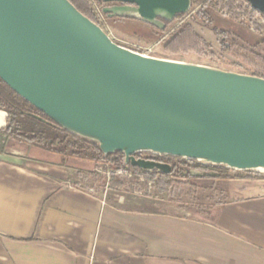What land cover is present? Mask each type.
Masks as SVG:
<instances>
[{
	"label": "water",
	"instance_id": "1",
	"mask_svg": "<svg viewBox=\"0 0 264 264\" xmlns=\"http://www.w3.org/2000/svg\"><path fill=\"white\" fill-rule=\"evenodd\" d=\"M245 1L264 18V0ZM101 2L108 17L134 16L159 29L191 6ZM0 79L54 125L103 154L122 153L124 164L171 171L133 158L147 152L264 173V78L139 53L69 0H0Z\"/></svg>",
	"mask_w": 264,
	"mask_h": 264
},
{
	"label": "crops",
	"instance_id": "2",
	"mask_svg": "<svg viewBox=\"0 0 264 264\" xmlns=\"http://www.w3.org/2000/svg\"><path fill=\"white\" fill-rule=\"evenodd\" d=\"M7 138L18 147L0 150V264H264V177H206L221 200L202 212L112 199L85 176L93 162Z\"/></svg>",
	"mask_w": 264,
	"mask_h": 264
},
{
	"label": "trees",
	"instance_id": "3",
	"mask_svg": "<svg viewBox=\"0 0 264 264\" xmlns=\"http://www.w3.org/2000/svg\"><path fill=\"white\" fill-rule=\"evenodd\" d=\"M69 1L85 16L102 27L92 8L91 0ZM97 2L100 3L101 0H97ZM195 3H201L200 9L195 15L212 30L216 40H218L221 45V49L230 56L234 65L245 70L249 74L264 78V29L262 30V36L250 46L244 45L235 39L227 41L224 31L212 24L211 18L204 9L206 7H212L218 9L220 12H225L230 18L238 20L239 15L236 7L232 5V2L224 0H191V4ZM247 10L248 13H255L252 9L247 8ZM183 16L184 14L177 15L175 19ZM106 17L123 23L137 21L149 28H156L153 25L144 23L134 16L108 17L106 15ZM171 22H168L163 29H156L163 31ZM256 30L260 31V28L256 27ZM211 47V44L199 35L188 21L183 22L162 44V49L172 55L194 53L200 57L214 59L215 54ZM0 110L7 113L6 124L0 130L16 141L47 148L52 152L60 154L62 157L85 159L93 162L95 165L101 162L107 163L115 169L126 170L134 176L143 177L146 180L158 178L166 183H170L172 181V176L180 174L185 169L203 170L206 172V174L203 175L204 177L213 178L264 177V173L262 172L234 171L220 165L201 164L196 160H187L168 155H164V157H166L165 162H168L171 167L169 173H164L159 170L148 171L140 167L135 168L129 163V165L126 166L122 153L114 152L103 154L97 143L73 135L54 125L44 114L16 94L1 79ZM171 160H173V162H169ZM230 171L233 173L230 174ZM90 174H92V172L85 174V176ZM186 176L190 175L186 174ZM197 208L201 212L204 211L200 206H197Z\"/></svg>",
	"mask_w": 264,
	"mask_h": 264
},
{
	"label": "rangeland",
	"instance_id": "4",
	"mask_svg": "<svg viewBox=\"0 0 264 264\" xmlns=\"http://www.w3.org/2000/svg\"><path fill=\"white\" fill-rule=\"evenodd\" d=\"M224 1H231L232 5L236 7L239 15L238 20L232 19L226 15L225 12H220L218 9L212 7H206L204 11L211 18L212 24L224 31L227 41L235 39L244 45L250 46L262 36L264 24L260 16H258L256 12L248 13L243 0ZM91 5L102 28L111 39L119 45L135 51H150L149 55L155 57L175 59L203 64L227 71L247 73L245 70L234 65L230 56L221 49V45L219 41L216 40L212 30L195 15V13L199 11L201 3L191 4L189 11L185 13L183 17L174 19L163 31H159L156 28H149L137 21L123 23L111 20L101 11V8L105 4L102 2L98 3L97 0H91ZM185 21L190 22L196 32L211 44L212 51L215 54L214 59L200 57L194 53L172 55L162 49V44ZM256 27H259L260 31L256 30ZM7 137L8 136H0V150L1 152L11 150L15 153L14 151H17L18 146L11 142L9 147H6L7 142L5 144L4 139H8ZM18 153L25 154L24 151L21 152L19 150ZM100 166L105 171H109L110 174L108 176L102 173L97 174L94 169ZM114 170L117 169L102 162L98 163L92 170L93 179L91 185L101 194L106 192L107 198L118 199L134 195L151 199H167L171 202L182 203V205L186 207H196V209L197 206L203 209H209L210 205L221 200L220 194L213 189V184L205 179L206 176L204 177V174L195 178L194 176L183 175L181 172L180 174L172 176V181L170 183H166L158 178L146 180L143 177H137L132 174L130 176L117 174L112 172ZM199 171L206 173L203 170ZM229 173L232 174L233 172L230 171Z\"/></svg>",
	"mask_w": 264,
	"mask_h": 264
},
{
	"label": "flooded vegetation",
	"instance_id": "5",
	"mask_svg": "<svg viewBox=\"0 0 264 264\" xmlns=\"http://www.w3.org/2000/svg\"><path fill=\"white\" fill-rule=\"evenodd\" d=\"M133 158L135 160H143V161L148 162V163H166L170 166V164L168 162H165L166 157H164V155H155V154H150L147 152H137L133 155ZM169 162H173V160H171ZM125 165L128 166L129 164H125ZM133 167L136 168V166H133ZM143 169L148 170V171L157 170L155 168H151V169L143 168Z\"/></svg>",
	"mask_w": 264,
	"mask_h": 264
},
{
	"label": "built area",
	"instance_id": "6",
	"mask_svg": "<svg viewBox=\"0 0 264 264\" xmlns=\"http://www.w3.org/2000/svg\"><path fill=\"white\" fill-rule=\"evenodd\" d=\"M243 1H244V3H245V5H246L247 8L252 9V8L249 6V4H248L245 0H243ZM101 11H102V10H101ZM256 14H257L258 16H260L261 21H262V23L264 24V18H263V16H262L260 13H258V12H256ZM134 51H135V50H134ZM137 52L142 53V54L149 55V52H150V51H149V52H148V51H145V52L137 51ZM94 171L97 172V174H98V173H102V174H106L107 176L110 174L109 171H105L101 166L95 168ZM112 172L117 173V174H125V175H129V176L132 174V173H130V172L126 171V170H123V169H117V170H114V171H112ZM132 175H133V174H132ZM89 191H93V189L90 188Z\"/></svg>",
	"mask_w": 264,
	"mask_h": 264
}]
</instances>
